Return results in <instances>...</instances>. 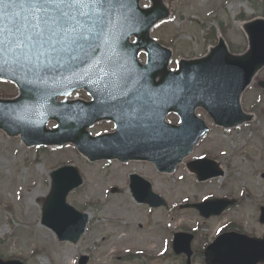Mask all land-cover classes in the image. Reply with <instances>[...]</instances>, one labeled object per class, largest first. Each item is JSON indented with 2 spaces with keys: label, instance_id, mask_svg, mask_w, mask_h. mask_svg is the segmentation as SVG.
<instances>
[{
  "label": "rangeland",
  "instance_id": "rangeland-1",
  "mask_svg": "<svg viewBox=\"0 0 264 264\" xmlns=\"http://www.w3.org/2000/svg\"><path fill=\"white\" fill-rule=\"evenodd\" d=\"M170 4L173 16L154 30V36L173 49L175 67L180 58L206 54L221 35L238 53L244 52L247 40L240 16L250 20L263 15L256 0H172ZM258 79L264 80V71ZM256 85L244 106L256 113L257 120L230 133L213 128L196 150V157L217 158L225 171L223 178L205 184H198L184 167L175 175L162 176L148 163L92 164L73 146L27 148L20 138H8L0 131V258L25 264H78L83 256L88 257L87 264H187L172 246L174 233H187L195 236L191 264H204L200 253L229 225L264 235L259 222V207L264 206V96ZM16 94V89L0 84V98ZM55 127L54 122L48 124ZM65 165L77 167L84 179L68 197L69 204L89 215L77 244L60 242L41 224L51 174ZM133 174L151 181L168 207L151 209L135 202L129 187ZM229 195L240 202L220 217L206 220L196 210H180L184 204Z\"/></svg>",
  "mask_w": 264,
  "mask_h": 264
},
{
  "label": "water",
  "instance_id": "water-1",
  "mask_svg": "<svg viewBox=\"0 0 264 264\" xmlns=\"http://www.w3.org/2000/svg\"><path fill=\"white\" fill-rule=\"evenodd\" d=\"M142 0H118L114 12L107 15L98 34H110L115 38L120 37L118 31L133 32L137 42L130 44V34L123 39L125 42L117 51L125 58L122 61L125 77H142L152 79L158 83L155 93L149 99H159L164 95V101H170L171 108L181 113L182 125L180 127L165 129L163 117H158V124L152 126L145 119H155L146 116L150 106L142 105L140 111L134 116L136 119L123 121L121 116L102 110L96 111L95 103L72 105V110L60 112V108L68 107L51 100L42 92V84L38 79H26L22 75L30 67L38 71L37 62L30 57L21 60L22 67L12 64L3 71H8L10 78L20 87V97L15 101L0 100V129L11 136H21L22 141L28 146L37 145H64L73 143L78 150L91 161L118 159L127 162L133 157L140 156L152 158L161 172H173L177 164L189 156L195 145L201 139L207 127L197 120L191 108L203 106L208 110L216 124L224 125L227 129L237 127L246 121L240 104L241 95L252 83L255 76L264 68V19H257L244 25L248 37L249 48L243 55L230 53L224 39H220L217 47L210 53L197 60H183L179 69L171 74L168 71L169 56L165 63L161 61V50L150 39L151 30L160 21L171 15V10L166 0H149L151 7L142 8ZM122 5V6H121ZM117 39V38H116ZM116 50V45L114 51ZM145 51L149 56V63L142 68L136 60L139 52ZM81 54V50H80ZM96 48L85 50L82 56L96 57ZM104 59V58H101ZM95 66H98L95 63ZM0 71L1 79L8 76ZM82 76V69L76 68ZM12 76H15L12 78ZM33 78L39 75H32ZM171 78V81L161 82L157 79ZM157 78V79H156ZM9 79V78H8ZM78 84H81L79 82ZM264 87V83L261 84ZM222 93V110H218L216 94ZM145 98H140V102ZM205 99L203 104L200 100ZM94 106V107H93ZM115 106H118L117 104ZM132 107H129V109ZM76 109H78L76 111ZM115 119L118 132L111 136H104L95 140L91 138L88 127L92 120ZM125 119H127L125 117ZM50 121L59 123L58 128L49 130ZM142 122V123H141ZM140 125V127H138ZM123 129V130H122ZM172 141L166 145H154L155 142ZM135 142H137L135 144ZM135 144V145H134ZM134 154L138 156H134ZM200 180L216 175L214 172L207 175L202 162L190 164ZM220 174V173H219ZM53 188L49 195L44 210L42 224L52 229L60 241L77 243L85 233L89 220L87 214L78 212L66 203L68 194L82 185L83 180L77 169L66 167L53 173ZM131 189L135 199L140 203H147L151 207L165 206V201L155 195L150 183L142 178L131 176ZM232 203L226 200L210 201L195 207L202 216L210 217L220 215ZM261 223L264 224V209H262ZM193 237L186 234H177L174 240V249L177 254L185 253L191 258V243ZM88 258L83 257L80 264H86ZM206 264H264V238L249 237L238 233H225L220 235L205 252ZM0 264H24L21 261H3Z\"/></svg>",
  "mask_w": 264,
  "mask_h": 264
},
{
  "label": "snow or ice",
  "instance_id": "snow-or-ice-1",
  "mask_svg": "<svg viewBox=\"0 0 264 264\" xmlns=\"http://www.w3.org/2000/svg\"><path fill=\"white\" fill-rule=\"evenodd\" d=\"M118 0H0V71L21 60L81 48ZM122 6V5H121Z\"/></svg>",
  "mask_w": 264,
  "mask_h": 264
},
{
  "label": "flooded vegetation",
  "instance_id": "flooded-vegetation-1",
  "mask_svg": "<svg viewBox=\"0 0 264 264\" xmlns=\"http://www.w3.org/2000/svg\"><path fill=\"white\" fill-rule=\"evenodd\" d=\"M74 49V48H73ZM72 49V50H73ZM72 50L61 52V53H52L50 50L45 49L46 55L45 58V65L49 63H54L55 65H61L63 62L68 61L70 63H73V54ZM140 59L143 62H146V54H141ZM50 64V65H51ZM49 65V66H50ZM48 67V66H47ZM46 67V68H47ZM173 66H171V69ZM48 69H46L47 72ZM62 80V79H61ZM66 81L75 82L78 81V78H66ZM88 83L91 84L87 89L84 88H73L70 84H68L66 87H58L57 93H58V100L64 101V100H84L87 102H92L94 100V95H100L103 97L111 96L115 94V90L120 89L119 86L120 83H123L125 80L121 78H89L87 79ZM12 89H15V87L11 84H9ZM123 90H129L123 88ZM63 93H68L67 96H64ZM8 97L9 96H4ZM126 104H134L136 102V99L130 97L129 99H125L122 101ZM101 128H106V130L101 131ZM94 131L97 133L95 135L101 134L103 132H112L114 130V125L112 123H99L93 128Z\"/></svg>",
  "mask_w": 264,
  "mask_h": 264
},
{
  "label": "bare ground",
  "instance_id": "bare-ground-1",
  "mask_svg": "<svg viewBox=\"0 0 264 264\" xmlns=\"http://www.w3.org/2000/svg\"><path fill=\"white\" fill-rule=\"evenodd\" d=\"M167 1H168V0H166V2H167ZM141 2H144V0H142ZM150 7H151V6H150ZM107 35H109V34H107ZM110 37H111V36H110ZM117 53H119V52L117 51ZM204 102H205V99L200 100V104H203ZM204 104H205V103H204ZM203 107H204V105H203V106H198L197 109H202ZM191 111H192V112H195L196 109L192 107V108H191ZM171 117H172V116H170L169 118H171ZM178 121H179V120L177 119L176 122H178ZM241 126H242V125H241ZM241 126H239V127H241ZM199 141H200V140H199ZM199 141H198V142H199ZM195 152H196V151L193 152V154H192L191 157H195ZM185 163H186V161H185ZM177 169H179V168H177ZM246 175H247V173H246ZM149 241H152V240H149Z\"/></svg>",
  "mask_w": 264,
  "mask_h": 264
},
{
  "label": "trees",
  "instance_id": "trees-1",
  "mask_svg": "<svg viewBox=\"0 0 264 264\" xmlns=\"http://www.w3.org/2000/svg\"><path fill=\"white\" fill-rule=\"evenodd\" d=\"M256 2H258V1H256ZM260 3H262L261 7H262L263 15H264V1L260 2Z\"/></svg>",
  "mask_w": 264,
  "mask_h": 264
}]
</instances>
